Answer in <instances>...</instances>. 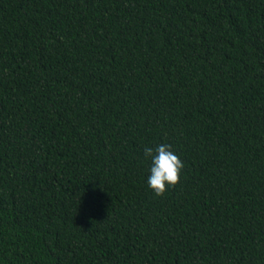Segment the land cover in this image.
I'll return each mask as SVG.
<instances>
[{
    "label": "trees",
    "instance_id": "16d2710c",
    "mask_svg": "<svg viewBox=\"0 0 264 264\" xmlns=\"http://www.w3.org/2000/svg\"><path fill=\"white\" fill-rule=\"evenodd\" d=\"M0 264H264V0H0Z\"/></svg>",
    "mask_w": 264,
    "mask_h": 264
},
{
    "label": "clouds",
    "instance_id": "9594fccd",
    "mask_svg": "<svg viewBox=\"0 0 264 264\" xmlns=\"http://www.w3.org/2000/svg\"><path fill=\"white\" fill-rule=\"evenodd\" d=\"M144 156L151 160L147 185L156 195L163 194L167 187L179 181L183 162L170 145L160 144L155 149L146 147Z\"/></svg>",
    "mask_w": 264,
    "mask_h": 264
}]
</instances>
